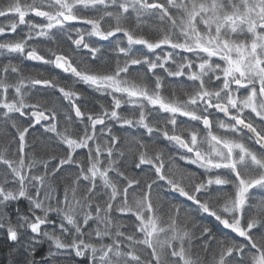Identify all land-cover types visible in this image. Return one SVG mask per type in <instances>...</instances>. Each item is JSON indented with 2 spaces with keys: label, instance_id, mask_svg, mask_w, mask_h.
<instances>
[{
  "label": "snow or ice",
  "instance_id": "1",
  "mask_svg": "<svg viewBox=\"0 0 264 264\" xmlns=\"http://www.w3.org/2000/svg\"><path fill=\"white\" fill-rule=\"evenodd\" d=\"M0 18L8 264H264V0H0Z\"/></svg>",
  "mask_w": 264,
  "mask_h": 264
},
{
  "label": "trees",
  "instance_id": "2",
  "mask_svg": "<svg viewBox=\"0 0 264 264\" xmlns=\"http://www.w3.org/2000/svg\"><path fill=\"white\" fill-rule=\"evenodd\" d=\"M1 19V21L0 22H2L3 20H4V18H0ZM25 64H26V66L27 67H29V68H39V67H42V66H40V65H37V64H31V63H27V62H25ZM257 199H259V198H257ZM206 224H208L209 226H212L213 224L211 223V222H205ZM214 226L216 227V225L214 224ZM216 229H218L217 227H216ZM215 229V230H216ZM218 233H222L221 232V230H216ZM0 245H2V244H0ZM3 248V247H2ZM0 257L2 258L1 260H0V264H8V260H6L5 258H7V257H9L8 256V249H1V246H0Z\"/></svg>",
  "mask_w": 264,
  "mask_h": 264
},
{
  "label": "rangeland",
  "instance_id": "3",
  "mask_svg": "<svg viewBox=\"0 0 264 264\" xmlns=\"http://www.w3.org/2000/svg\"><path fill=\"white\" fill-rule=\"evenodd\" d=\"M0 21H1V19H0ZM27 63H31V64H34L33 62H27ZM262 195H264V193H259V192H257L256 193V198H260V196H262ZM211 222L213 225V227L216 229V227L218 228V229H216V230H221V232L222 233H226L227 232V230H224L223 228H222V226L221 225H219L217 222H215L214 220H211V219H209V218H205L204 219V223L205 222ZM214 224L216 225V227L214 226ZM1 246V249H7V248H5V247H3V245H0ZM3 247V248H2ZM2 258L0 257V260H1ZM6 260H8L9 259V257H7V258H5Z\"/></svg>",
  "mask_w": 264,
  "mask_h": 264
}]
</instances>
